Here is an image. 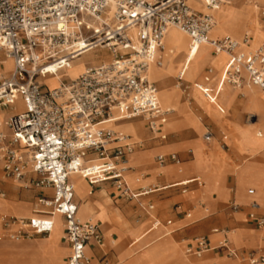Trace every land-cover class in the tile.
Returning <instances> with one entry per match:
<instances>
[{"label": "built area", "instance_id": "1", "mask_svg": "<svg viewBox=\"0 0 264 264\" xmlns=\"http://www.w3.org/2000/svg\"><path fill=\"white\" fill-rule=\"evenodd\" d=\"M199 1L208 12L195 11L189 0H0V63L4 64V56L14 64L11 73L0 80V115L8 108L13 111L5 121L0 119L2 173L25 187L52 192L38 198L50 218L0 214L9 238L49 234L55 224L53 216L59 213L71 246L68 264L90 262L87 246L91 242L103 245L104 236L97 224L78 218L70 177L80 174L92 184L111 180L121 195L137 197L125 179L128 156L136 144L106 125L115 111L121 119H144L155 134L167 122L171 111L160 103L150 68L161 65L157 52L164 49L170 28L187 33L195 47L207 43L215 53L226 52L225 83L256 86L264 97V45L251 50L250 33L242 39L229 34L210 36L217 23L214 11L234 0ZM84 36L91 40L90 50L105 46L113 59L90 66L53 89L40 82L39 76L56 75L45 74V65L58 63V72L65 71L66 63L77 57L74 42ZM214 78L209 69L205 82ZM19 101L21 109H17ZM204 139L212 141L209 129ZM172 159L179 162L176 155ZM157 160L164 163L166 157L159 155ZM251 207L259 205L253 202ZM231 210L238 212L240 205L232 203ZM249 218L264 230V215L252 212ZM227 233L216 246L207 237L194 239L186 254L201 258L213 249H225L229 257H239ZM246 260L264 264V252H251Z\"/></svg>", "mask_w": 264, "mask_h": 264}, {"label": "rangeland", "instance_id": "2", "mask_svg": "<svg viewBox=\"0 0 264 264\" xmlns=\"http://www.w3.org/2000/svg\"><path fill=\"white\" fill-rule=\"evenodd\" d=\"M233 3H236V0H234ZM257 3L261 4L259 2ZM228 12H231V11L229 10ZM215 16L217 19V28L219 27V31H220L219 37L223 36L224 34H231L237 38H241L244 35V33L250 30L252 32V35L254 36V39H252L251 41V46H250L251 50H255L257 47H259L261 44L264 43V37H261L258 33L259 30L264 33V24L261 21L260 15H259L258 21L247 24L245 28H243L240 31H237V33L230 32L227 28H224L220 25V19H219L217 10L215 11ZM175 31H179V30H175ZM87 34L90 35L91 31H88ZM167 49H168V40H167ZM197 49H198V53L201 55L197 58H192L191 60H189V66L187 68V70L189 71L184 74L180 70L179 66H176V69H179L178 73L175 76L174 75L169 76L168 79L163 84V88H167V89L172 88L180 94L179 103L172 102V101L160 102V103L163 107L165 108L171 107L176 111L175 115L172 117V119L167 125L168 128L179 129L180 127H182V124L184 123L185 125L191 124L195 126L196 129L200 130L199 132L201 133L202 140H204L203 135L206 132V130L207 129L212 130L215 132V136H216V138L213 139L212 141L213 148L204 143H199V146H200L199 152H198L199 160L195 165H193L195 167L194 169L195 172L194 170L192 171L186 170L185 164L175 165L178 168V171L175 174L170 175L169 177H166L168 179L173 178V177H183L181 181L175 184V186L173 185L176 181L152 182L146 185V183H148V181L150 180L145 179L146 177L145 172L141 171L138 173H134L136 169L134 167L133 160H131L128 163L131 169L127 170V172L125 173V179L127 183L129 184L133 193L137 194L138 197L128 198V200L125 199L124 203L126 205L131 206L130 215L134 217V221H135L134 223L141 228L140 233H143L145 231L142 228V223L152 221L153 219L151 218L147 220L146 211L143 210V207H147L148 204H154L155 207H154V210H152V212H154V215L156 216L154 218L160 219L162 224H165L166 221L168 220H172L170 229L175 230V232L172 233L171 239L174 240L176 243H178L180 247L175 244L174 250L170 254L165 255V252L163 249L160 248V245L164 240H171V239L170 238L164 239L165 237H161L162 239H160L155 244H152L148 247L141 246V248L138 250H134V249L129 250L127 257L133 252L135 253V255H133L131 258H128V260L124 262V264H167L171 258H176L177 261L181 262L180 264H187L188 260L191 261L190 262L191 264H195L196 261H200V264H204V261H203L204 258H207L208 256H211V255L217 256L214 253H208V254L203 255L201 258H198L195 256H190V255L185 254L184 249L187 243L199 237H210V239L213 242L217 241L220 238V235L215 236L214 233H212V230L215 228H218L219 231H222L223 233L228 232L227 233L228 235H230L229 234L230 230L238 234V229H235L237 226L226 225L225 222L222 220L223 218L224 219L230 218L231 215L232 216L234 215V214H231V211L229 209V203L231 202L232 198H230L226 203L221 205L217 210H214V211L210 210L209 213H206L203 210L207 206L206 196H205L206 193L207 194L213 193V190L216 186L220 188L225 186L226 177L228 173L230 172L231 167H232L231 174H234V175H229L227 178V186L229 189L233 188V190L235 191L236 181L234 182V176L237 173L236 175H237L238 191L244 188V184H245L244 181L245 182L249 181V183H246L245 185V192H246V188L249 186L253 188L257 187L260 193L264 195V172H256L254 171V169H250V168L246 169V167H248L249 165L251 166V165H256V164H262L260 159L264 161V129H262V136L258 137L257 129L255 128L260 124L261 120H260V117L255 116L254 113L258 115L260 114L256 110L249 109L247 106V102H246L247 96L250 91V88H249L250 85L237 88V87H233V86L226 84L223 86V88L221 89L218 95H216L215 93H211L206 88V92L201 96V98H198L197 91L199 90V88L196 87V83L198 80L202 78V74H203L205 67L207 65L216 66L217 67L216 79H217L221 77L220 76L221 72L218 71V66L224 67L227 56L224 54L223 58L215 57V55L211 54V47L207 44H202L198 46ZM92 52L97 53L98 56H103L102 58L100 57V60H101L100 63L107 62L113 59L112 52L107 47L103 48L99 46L98 48L93 49ZM3 58L4 56H1L2 60H4ZM76 61H77V58H74L70 60L69 62H67L64 72L63 70L58 72L57 69L59 65H57L54 68L55 71L53 70V72H50L43 67L45 74L56 72V75L55 76H49V75L39 76L38 80L40 82H43L47 87L53 89L55 87H58L62 81H67L69 78L74 79L78 77L84 72L86 68L79 70V72H76L74 74L66 70L70 66H74L76 64ZM165 61H161V63H164ZM200 61H204V62L200 67H198L197 64ZM98 64L91 63V64H88V66L98 65ZM3 68H4L3 70L4 72H2L0 76L8 75V73L13 69L12 61L7 62V64L4 63ZM152 68L161 69L163 68V65L153 64L150 69L152 70ZM151 70H150V79L151 81L155 82L156 80L153 79ZM1 71L2 69L0 68V72ZM58 74H61L60 77H57ZM63 74H65V77ZM180 77H182L183 80H188L185 82L190 84V87L187 83H182L181 85L182 88H177L176 87L177 84L181 81L177 80L176 78L180 79ZM2 78H0V80ZM173 79H176L175 82H173ZM49 80H52V81H49ZM157 82L158 81H156V86L158 87V91H159L160 88ZM170 84L172 86H169ZM210 85L208 84L207 86H210ZM259 95H260V99L262 98V100H264V97L260 91H259ZM181 100H183V102L186 104H183ZM238 101H239V107L237 110H235V108L231 105L234 104V106L237 107ZM19 103H20L19 107L22 108V102H19ZM194 103L200 107V109L204 112V114L209 116L212 123L216 125V127H218L220 130L224 131L228 128L231 129L232 140L228 141L231 146L228 144L229 148L226 149L225 152L219 149V147H221V145L223 144V138H222L221 132H219L212 123L208 122L206 118L204 119L203 124H202V122H200L199 119L195 118L191 114L190 112L191 110L199 113V108L195 106ZM218 107L229 108L227 110L228 114H230V117L235 121V123L229 119L226 109L224 113H221ZM5 111H10V108L5 109ZM253 123H255V125H252ZM114 124H115V126H113L114 130L131 137L132 140H129V141L139 142L145 145L144 148H137L136 151H141L142 149H148L153 146L159 145L158 143H154L153 141H151V134L148 132V130H146V133L141 134L138 137V128L142 127L143 130L145 128V121L142 119L121 121V122L114 123ZM129 126L132 129H134L133 132H130L125 128ZM168 133H169V136H168L166 143H173L182 138V136L175 131L170 130L168 131ZM202 140L200 139L199 141L202 142ZM257 142H259V145L256 146ZM190 150L191 148L189 147L183 150H180V149L170 150L167 153L176 151L183 159H186L190 157L188 153ZM233 152L235 153L237 158L240 160V163L239 162L235 163L234 160L231 159L230 155L233 158H235V155ZM151 153L152 152H143L142 154L152 155ZM138 154L139 153H135L132 159ZM157 154L158 152L154 155L153 163H155V157ZM194 157H195V150H193V158ZM149 160L150 162L152 161V156H150ZM255 167H256L255 168L256 170L257 169L260 170L261 168L264 170V165H261V166L257 165ZM179 168L182 171H180ZM195 174H197L198 178L201 179L203 183L202 186L196 183L188 184L195 180ZM141 175H143L144 177L140 179L139 177H141ZM6 183L12 184L13 186L12 190L4 189V185ZM184 184H187V185H184ZM106 185L114 186V184L112 183H107ZM102 186L103 185H101L100 188ZM0 190L5 192L6 199L9 202L10 201L20 202L23 200L28 204L26 208L32 209L31 211L34 212V202H35L36 192L33 188L25 187L22 183H19L18 181H14L12 179L6 178L3 176V173L0 172ZM149 192L151 193L143 195ZM75 193H76V196L79 197L76 190H75ZM200 195H202L205 202L201 200L199 201V203H201L200 206L202 207V210L197 211L196 202L194 200V197L199 198ZM170 198H173V199L168 200ZM81 200L83 202V199ZM88 202L90 201L88 200ZM82 204L79 206L80 207L79 212H78L79 216L77 215L78 218L84 217V214L82 213V208H81ZM160 204H164V206L160 207ZM13 209L14 211H16L15 206H13ZM1 211H2V208H0V212ZM171 213L173 214L176 213L177 215L175 216ZM188 213L191 215L190 217L186 216V214ZM1 215L7 218H10V217L29 218L33 216V215L24 216L25 214L24 215L20 214V211L18 212L16 211L15 213L5 212V213H2ZM106 216L107 214L101 215L95 212L94 218L89 219V220L93 222L101 220L102 228L104 229L106 235H109L111 232H109L108 226H109V223H111L112 221L110 220V218H106ZM244 220H245L244 216L240 218V223L238 226H243L249 230L258 231L259 233H264V230L256 229L252 225L245 223ZM145 227L147 228L148 226L145 225ZM0 231H1V224H0ZM61 232H62V228L58 232H56V228H55L52 234L45 238H43V236H33L29 239L26 238V239H20L17 241V240L5 237V239H3L0 242L13 240L17 242L24 241V242L34 243V239H38L40 243L58 241L56 253L53 254L52 262H51V259H49L50 260L49 264H53L54 257L58 255V252H60V257H62V262L60 264H65L63 262V258L67 256L68 248L60 240ZM161 235L162 234L159 231H153L149 235L147 240L151 242L159 238ZM261 237L263 240L262 242L264 243V234ZM236 242H238V239L236 240ZM11 243H14V242H11ZM233 245L236 249H239L242 253L243 249L236 246L240 244H236V245L233 244ZM137 246H135L134 248H136ZM252 250L261 251L257 248H245V251H244L245 253H243L237 258L227 257V256H222V257L225 259L237 261L240 264H248L246 257L248 253H251ZM110 255L112 256L113 253H111ZM24 256L25 255H22L21 260L23 259ZM24 258H26L27 261L29 262L30 259L32 258V254L28 253L26 257ZM21 260L11 261L7 263L20 264ZM38 260L41 262V264H45L43 259H38ZM0 263H3V262H0ZM114 263L116 262L113 261L112 264Z\"/></svg>", "mask_w": 264, "mask_h": 264}, {"label": "crops", "instance_id": "3", "mask_svg": "<svg viewBox=\"0 0 264 264\" xmlns=\"http://www.w3.org/2000/svg\"><path fill=\"white\" fill-rule=\"evenodd\" d=\"M189 4H190V1H189ZM192 8L197 12L204 13L203 11L196 9L193 6H192ZM261 8L263 9L264 6L261 5ZM262 9H260L261 11L259 12V15L261 17L262 23L264 24ZM244 35H245V33H244ZM223 36H221V37H223ZM243 36L241 38H237V39H242ZM221 37H218L217 25H216L215 29L212 32L211 38H221ZM167 39H168V37H167ZM252 39H254L253 35H252ZM189 41H190V45H192V40L190 37H189ZM262 45H264V43L261 44L260 46H262ZM259 47H257V48H259ZM161 53H162V55H161ZM171 54H172V52H169L167 49V40H166L165 50L164 49L159 50L157 52V57H160L161 61H165V60L169 59V55H171ZM211 54L212 55L217 54L214 52V49H212V47H211ZM225 55L227 56V58L225 61V65H224V69H223V73H222L221 77L216 79V75H217V67L216 66L207 65L203 71L202 78L200 80H198L196 83L197 88L201 89L204 92H206L204 90V88H207L211 93H215L216 95H218L220 93L222 87L224 85H226V83L224 81V72H225V69L227 67L229 57L227 54H225ZM203 62L204 61L198 62L197 66L200 67L203 64ZM2 67H3V64L0 63V68H2ZM209 69L213 70V74H214L215 78L211 83H209V85L210 84H212V85L207 86L208 84L205 82L204 77H205V75H207V71ZM11 71L8 73V75L11 73ZM8 75L4 76L3 78L7 77ZM49 76H51V75H49ZM221 78H223V79H221ZM176 79L180 80L179 78H176ZM176 79H173V82H175ZM180 81H182V83H187L185 81H188V80L182 79ZM154 83L156 85V81ZM157 83H158V86L160 88L161 87L160 83L159 82H157ZM190 83H192V82H190ZM172 84H174V83H172ZM188 85L190 87V84H188ZM169 86H172V85L170 84ZM254 87H256V86H254ZM256 88L260 91V89L258 87H256ZM157 89H158V87H157ZM182 98H183V96H182ZM181 102L183 104H186L183 102V100H181ZM237 104H238L237 107H235L234 104L231 106H233L235 108V110H237L239 107V101ZM195 106H197V105L195 104ZM197 107L199 108V113L191 110L190 111L191 114L195 118L199 119V121L202 122V124H203V121L205 118L208 120V122L212 123L209 116L204 114V112L200 109L199 106H197ZM168 108L172 109L173 112L169 115L167 122L160 125L159 133H156V134L152 132L148 123L144 119H142V118L121 119V118H119L120 114L117 111H115L114 114L112 115L113 120L110 121L106 125L107 127L114 129L113 124L121 122V121H129V120H135V119H142L145 121L144 130L142 129V127L138 128V137H139V135L146 133V130H148V132L151 134V141H153L154 143H158L159 145L153 146V147L148 148V149H142L141 151H136L137 148H144L145 145L142 143H139V142H133L136 144L135 149H134V153H139V154L136 155L133 159L131 156V159L133 160V164H134V167L136 169V171L134 173H138L141 171L146 173L145 179L150 180V181H148V183H146V185L149 183H152V182L176 181L173 185V186H175V184L177 182L181 181L183 177H173L170 179L166 178V177H169L170 175L175 174L178 171V168L175 165L185 164L186 170H188V171L194 170L195 167L193 165H195L199 160V158H198V152H199V147H200L199 143H204V144L212 147V141H213V139L216 138L215 132L210 130L213 134L212 141L207 142L204 139V135H203L204 140H202L201 133L199 132L200 130L196 129L195 126H193L191 124L185 125V123H184V124H182V127H180L179 129L168 128L167 127L168 123L170 122V120L172 119V117L176 113V111L173 108H171V107H168ZM218 108H219L221 113H224L225 109H226V111L229 109V108H223V107H218ZM2 113H6L9 115L8 111H6V112L3 111ZM254 114H256V113H254ZM114 115H116V116H114ZM227 115L229 116V119L235 123V121L230 117V114H228V111H227ZM256 116H258V114H256ZM0 119H1V116H0ZM252 125H255V123H253ZM214 126L219 132H221V135L223 138V144L226 146V148L223 149L222 145H221V147H219V149L221 151L225 152V150L228 149L229 145H230L228 141L232 140V131L230 128L222 131L218 127H216V125H214ZM255 128L257 129V136L261 137L262 136V129L259 126L255 127ZM170 130L179 133L182 136V138L178 141L173 142V143H166L168 136H169L168 131H170ZM161 135H166V139L161 138ZM200 139L202 140V142L199 141ZM257 143H256V146L259 145V142H257ZM189 147L191 148V150L188 152L190 157H188L186 159H183L178 154V152H176V151H172V152L167 153L170 150H179V149L183 150V149H186ZM193 150H195V157L194 158H193ZM141 152L142 153L143 152H152L151 153L152 155H143ZM157 152H158V154L155 157V163H156L155 164V163H153V158ZM159 155H164L166 157V160L164 163L158 162L157 158ZM172 155H176L178 157L179 162H175L172 159ZM234 155H235V153H234ZM150 156H152L151 162L149 160ZM129 157H130V155L128 156V158ZM230 157H231V159L234 160L235 163H238V162L240 163V160L237 158L236 155H235V158H233L231 155H230ZM260 160H261L262 164H256V165H251V166L249 165L248 167H246V169L250 168V169H254V171H256V172H264V170L262 168L260 170L255 169L256 168L255 166H257V165H260V166L264 165V161L262 159H260ZM2 166H3V162L0 161V172L1 173H2ZM179 170H180V168H179ZM180 171H182V170H180ZM231 171H232V167H231V170L226 177V183H225L224 187L220 188V187L216 186L213 190V193H210V194L206 193V195H205L206 196V205H207L206 208L209 209V212H210V210L211 211L217 210L221 205H223L230 198H232L231 202L229 203V209L231 211V214H234V215L233 216L231 215L230 218H226V219L223 218L222 219L226 225L237 226L235 229H238V234H236L234 231L230 230L233 233H231L230 235L227 236L229 238L231 245L234 247L233 244H235V245L240 244V245H236V246L243 249L242 253L239 249H236L234 247L238 251L239 256L242 255L243 253H245L244 252L245 248H257V249L261 250L262 252H264V243L262 242L263 240L261 237L264 233H259L258 231L249 230L243 226H238L240 223V218H242L244 216V219H245L244 222L245 223H248V224L252 225L254 228L259 229L256 226L255 222L249 218V214L252 212H256L260 215H264V195L260 193L259 189L255 185L254 186L257 189L249 186L246 188V192H245V185H246V183H249V181L248 182L244 181V183H245L244 188L242 190L238 191V183H237V175H236L237 173L234 176V182L236 181L235 182V191L233 190V188L229 189L227 186V178L229 175H234V174H231ZM194 172H195V170H194ZM70 179H71V177H70ZM85 179L87 180V183H88V188L85 190V194H86L88 200L90 201V208L95 210V212H97L101 215H103L104 214L103 212H105L107 214L106 218H110V220L112 221L111 223H109V226H108L109 232H111L109 235H106L104 229L102 228V221L101 220H98L96 222L92 221L93 223L98 225L102 235L104 236V243H103V245H98L95 242H91L87 246L86 252H87L88 257L90 258V262L88 264H112L113 261L116 262L114 264H124V261L127 258V254L129 252V250H131V249L138 250L141 248V246L145 247V246L151 244L153 241H156L157 239H159L161 237H165L164 239H167V238L171 239L172 233L175 232V230L170 229V226L172 224V220H168V221H166L165 224H162L160 219L154 218V217H156L154 215V212H152V210H154V207H155L154 204H148L147 207H143V210L146 211L147 220H149L151 218H153V219H152V221H149L150 223L149 222L142 223V228L145 231L143 233H140L141 228L134 223L135 222L134 217H132L130 215V207L131 206L126 205L124 203L125 199L128 200V198L121 195L120 191L116 188L113 181L104 180V181H99V182L92 184V183H90V181L87 178H85ZM71 181H72V179H71ZM107 183H112V184H114V186H108V185H106ZM192 183H196V184L201 185V186L203 185L201 179L198 178L197 174H195V180L188 183V184H192ZM250 184H252V183H250ZM101 185H103V186L100 188ZM184 185H187V184H184ZM12 188H13V186L11 183H6L4 185V189H6V190H12ZM34 190L36 192V197H35V202H34V215L31 217H48V218H50L49 214H47L48 208H45V207H42L41 205H39L38 204V198L41 196H47V195L51 196L52 192L48 191V190H40V189H34ZM251 191H253V192H251ZM35 192H34V194H35ZM150 193L151 192L145 193L143 195L150 194ZM176 197H178V196H176ZM173 198H170L168 200H172ZM81 199H82V197L80 195H79V197L76 196V193H75L74 200H75L76 204L78 205V212H79V206L83 203ZM194 200L196 202L197 211H201L202 207H200L199 201L200 200L204 201L202 195H200L199 198L194 197ZM253 202H256L259 205V207L257 209H253L251 207V204ZM232 203H237L240 205V210L238 212H233L231 210ZM13 206L16 207L17 212L20 211V214L24 215V211H25L26 207L28 206V204L23 200L20 202H15V201L9 202L6 199L5 192L0 190V208H2V211L0 212V214L5 213V212L15 213L16 211H14ZM163 206H164V204H160V207H163ZM103 207H105L106 210ZM78 212H77V215H78ZM204 212H205V210H204ZM209 212H206V213H209ZM171 214H173V213H171ZM188 214H186L187 217H189ZM173 215L176 216L177 214L174 213ZM10 218H13V217H10ZM58 220L62 223V232H61L60 240L68 248V254L66 257L63 258V262L65 264H68V258H69L70 252H71V246H70L68 239L66 238L64 217L61 215V217H59ZM80 220L83 222L91 221L88 218H84V217H81ZM145 225H147L148 227L146 228ZM55 228H56V226H55ZM153 231H159L162 235L159 238L149 242V240H147V239ZM8 233H9V230L5 229L1 225L0 235H3V238L0 239V241L5 239V237L9 238ZM212 233H214L215 236L220 235V238L215 242H213L210 239V237H207L213 246L218 245V243L225 238V234L222 231H219L218 228L213 229ZM50 234L51 233L46 234V235H35V236H43V238H45V237L49 236ZM40 239H42V238H40ZM65 239H66V241H65ZM237 239H238V242H236ZM17 241L12 240V241L0 242V262H3V264H9L7 262L21 260L23 254L21 252L20 243H18V244L11 243V242H17ZM193 242H194V240L187 243V245L184 249L185 254H186V248L189 245L193 244ZM25 243L30 245V242H25ZM175 244L178 245V243H176L172 239L171 240H164L161 243L160 248L164 250L165 255H168L174 250ZM135 246H137V247L134 248ZM51 250H53V251L51 252ZM53 252H54V248H51L49 250V249L45 248V245L40 243L38 241V239H34V260L35 259L36 260L43 259L45 264H49V262H50L49 259H51V262L53 260ZM251 252H256V250H252ZM111 253H113L112 256L110 255ZM208 253H214L217 256L211 255V256H208L207 258H204V260H203L204 264H240L237 261L223 258L222 256L229 257L227 255L225 249H213V250L207 252L206 254H208ZM187 262L190 263L191 261L188 260ZM180 263L181 262L177 261L176 258H171L167 264H180ZM36 264H38V263H36ZM195 264H200V261H196Z\"/></svg>", "mask_w": 264, "mask_h": 264}, {"label": "bare ground", "instance_id": "4", "mask_svg": "<svg viewBox=\"0 0 264 264\" xmlns=\"http://www.w3.org/2000/svg\"><path fill=\"white\" fill-rule=\"evenodd\" d=\"M189 1H190V4L194 8H196L200 11H203V12L209 11V9L205 6V4L203 2H201L199 0H189ZM257 2H259L261 4H258ZM261 5L264 6V0H236V3L222 5L218 9H216L218 12L219 19H220V25L224 28H227L230 32H236L237 33V31H240L243 28H245L247 26V24L253 23V22H256L259 20V10L262 9ZM229 10L231 12H228ZM215 11H214V14H215ZM216 25H217V23H216ZM216 25L214 26V28L212 29V31L210 33L211 37H212V32L215 29ZM175 30H179V31H175ZM182 32L185 33L184 31H182L181 29H179L177 27H172L168 30V33H167L165 41H164V50H165V46H166V40H168V51L172 52V54L169 55L168 60H166L164 63H161L163 65V68H161V69H156V68L153 69L152 68V70L150 69L153 79L158 81L161 85L160 90L158 92L160 102L172 101V102L179 103L180 94L172 88H169V89L163 88V84L165 83V81L168 79L169 76H171V75L175 76L178 73L179 69H176V66H179L182 73L185 74L189 71V70H187V68L189 66V60H191L192 58H197L201 55L198 53L197 47L190 45V41H189V37H188L189 35L187 33H185L188 35L187 36V35L183 34ZM217 32H218V37H219L220 36L219 27L217 28ZM246 33L252 34L251 31H247ZM258 33L261 37H264L263 32H261L259 30ZM229 35H231V34H229ZM167 37H168V39H167ZM74 43H75L74 44V52H77V57H76L77 61H76V64L74 66H70L69 68H67L66 69L67 71L72 72L74 74L76 72H79V70L86 68L84 70V72H85L90 67V66H88V64L100 63V61H101L100 57L102 58L103 56H98L97 53L92 52V50H90L89 46L91 45V40L86 39V37L84 36V37L76 40ZM102 47L104 48L105 46H102ZM224 54H227V53L226 52H220V53L215 54V57L223 58ZM3 59L4 60H2V62L5 64H7V62H10V61H12V63H13V60L11 58L6 57ZM57 65H59V64L58 63H52V64L44 66V68L50 72H53L54 68ZM13 66H14V64H13ZM91 66H96V65H91ZM1 69H2V71L0 72V74L2 72H4L3 71L4 68L2 67ZM223 69H224L223 66L222 67L218 66V71L221 72L220 76L223 73ZM60 75L61 74H58L57 77H60ZM2 77H4V76H0V78H2ZM48 79H50V78H48ZM221 79H223V78H221ZM49 81H52V80H49ZM181 85H182V81L179 82L176 87L182 88ZM237 88H240V87H237ZM249 88H250V91H249V94H248L247 100H246L247 106L249 109L256 110L259 112L260 115H258V116L260 117L261 122L258 126L261 129H264V100H262V98L260 99L259 91L256 87L250 85ZM204 90L206 91V88H204ZM204 93H205L204 91L199 89L197 91V97L201 98V96ZM19 102L17 103V106H18L17 109L18 108L21 109V107H19V105H20ZM165 109L170 110L171 113L173 112L172 109H169V108H165ZM8 112L10 115L13 111H8ZM9 115L6 113H1L0 116H1V119L5 121ZM254 115L256 116V114H254ZM114 116H116V115H114ZM237 119H239V118H237ZM113 126H115V124H113ZM125 128L130 132L134 131V129H132L130 126L125 127ZM130 139H131V137H130ZM134 154L135 153L133 152L132 154H130V157L128 158L127 167L129 169H131V167L129 166L128 163L132 160L131 156L133 157ZM143 177L144 176L141 175V177H139V178L141 179ZM71 179L73 181L76 192L83 199V204H82L81 208H82V213L84 214V217L88 218V219H93L94 215H95V210L90 208V202H88V198L85 194V190L88 188L87 180L85 179V177H83L80 174H73L71 176ZM200 204L201 203H199V205ZM103 208H105V207H103ZM31 210L32 209L26 208L24 211L25 216L34 215V212ZM105 210H106V208H105ZM204 210H205V212H209V209L206 207L204 208ZM103 213H104L103 215H106L105 212H103ZM59 217H61V214H59V213H58V215L56 213L53 216L54 222L56 224H54L52 232L54 231L55 226H56V232L60 231L62 228V223L58 220ZM80 218L81 217H79V219ZM52 232H51V234H52ZM231 233H233V232L230 231L229 234H231ZM160 239H162V238H159L156 241H153L151 244L147 245V247L152 245V244H155ZM65 241H66V239H65ZM18 243H20V245H21V252L23 255H25L24 257H26V255L28 253L32 254V258L30 259L29 262L27 261L26 258L23 257V259L20 261V264H36V263L41 264V262L39 260H36V259L34 260V243H30V245H28L25 242H14V244H18ZM57 243H58V241L46 242V243H42V244H44L45 248H47L49 250L51 248H54L53 254H55L56 250H57V246H58ZM52 251L53 250H51V252ZM133 255H135L134 252L132 254H130L124 262H126L128 260V258H131ZM61 262H62V257H60V252H58V255L56 257H54L53 264H60Z\"/></svg>", "mask_w": 264, "mask_h": 264}]
</instances>
